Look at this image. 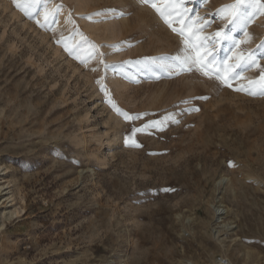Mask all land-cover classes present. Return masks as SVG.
I'll list each match as a JSON object with an SVG mask.
<instances>
[{"label":"rangeland","instance_id":"rangeland-1","mask_svg":"<svg viewBox=\"0 0 264 264\" xmlns=\"http://www.w3.org/2000/svg\"><path fill=\"white\" fill-rule=\"evenodd\" d=\"M233 2L179 0L176 11L203 18L199 43L228 31L216 12ZM37 11L0 0V187L11 184L0 264H264V95L235 90L264 70V15L247 35L229 32L232 51L205 42L212 69L257 58L230 88L181 71L183 38L140 0H41ZM155 121L163 131L132 136Z\"/></svg>","mask_w":264,"mask_h":264},{"label":"snow or ice","instance_id":"snow-or-ice-1","mask_svg":"<svg viewBox=\"0 0 264 264\" xmlns=\"http://www.w3.org/2000/svg\"><path fill=\"white\" fill-rule=\"evenodd\" d=\"M142 4L149 5L154 9V11L164 19L165 23L169 25L173 32H176L183 38L184 49L183 56L177 57V67L181 71L191 72L194 68L196 71L200 72L205 77L209 79H215L221 83L223 86L233 87V85L229 82L231 79H236L239 76V73L236 72V69L246 70L251 68L252 66H258V61L255 55L249 53L245 55L241 52L236 56L237 63L230 67L224 68L223 64L226 63L227 59L230 57H225L224 60L221 61V67L212 69L211 63L215 57H210V54L203 51L205 42L216 43V42H230L232 51L235 48L239 47V42L234 40L229 32L234 30L236 27H240L244 30V35H247V26L253 22L256 16L264 15V0H234L233 3L223 5L220 9L217 10L216 15L221 19H224L226 23V27L228 31L219 30L215 33V36L212 38L203 37L199 38V43H196L198 38V33L203 31V27H200V24H203V18L196 22V25L193 26L190 22L192 17H189L188 20H184L183 16L176 11L179 0H140ZM15 6L27 17L32 18L33 14L39 15L40 13L37 11L38 6L41 4V0H24V3L21 4L17 2V0H13ZM49 13L46 8L44 11V18L47 22ZM54 16V12L52 13ZM96 15H99L97 13ZM174 17V19H170ZM37 23H40L37 20ZM183 26H180V25ZM175 25V26H174ZM42 27L45 25H41ZM206 26V24H205ZM194 28L190 35H186V29ZM223 33V34H222ZM219 38V39H217ZM92 52L89 53L88 59H92L95 53L96 46L91 45ZM66 51H70V54L75 55V50H69L67 46H65ZM102 55V54H101ZM77 59H80L79 56H76ZM81 63H86L85 59H80ZM101 63L103 61L101 60ZM99 83V81H97ZM249 85H258V92L253 91L251 87H238L235 90L237 91H245L249 95H264V70L261 72V76L258 81H250ZM101 90L104 88L101 86ZM107 95V93H106ZM206 99V97H205ZM112 104V107L117 111L118 114L123 115L126 120L138 119L139 117L129 116L127 113L122 112L119 108L116 107L115 103L111 100L109 101ZM197 108L188 109V111H198ZM168 118H166L167 120ZM178 123V121H176ZM149 127L158 128L160 131L164 130V122L163 121H155L150 122L149 124H145L140 128L132 129V136L134 137L137 132H144ZM131 141V146L139 147L140 145L136 143L134 139L129 138Z\"/></svg>","mask_w":264,"mask_h":264},{"label":"bare ground","instance_id":"bare-ground-1","mask_svg":"<svg viewBox=\"0 0 264 264\" xmlns=\"http://www.w3.org/2000/svg\"><path fill=\"white\" fill-rule=\"evenodd\" d=\"M82 2H84V1H82ZM85 5V4H84ZM111 25V24H110ZM112 28V27H111ZM111 28H109V29H111ZM108 29V30H109ZM113 29V28H112ZM115 29V28H114ZM111 33V32H110ZM113 34V33H112ZM116 35V34H115ZM112 36V35H111ZM110 36V37H111ZM113 116V115H112ZM117 124H118V126L120 127V122H119V120H118V122H117ZM119 129V128H118ZM117 130V129H116ZM118 132H119V130L116 132V135H114L112 138H111V143H109V146H111V147H114L116 144H117V141H118ZM120 134V133H119ZM114 149V148H113ZM4 170V168H0V173L2 172ZM6 173V172H5ZM225 179V178H224ZM230 187L233 189V190H237L238 189V184H237V181L234 179V178H231L230 179ZM6 188H11V184H10V182L8 183V185L5 187V186H2V187H0V195L3 193V191H4V189H6ZM237 194H238V192L236 191V197H237ZM235 195V194H234ZM6 199L9 201V202H13L15 199H14V196H13V194H11V195H9L8 197H6ZM13 204V203H12ZM218 209H219V207H218ZM6 214H10V216H14V215H17V214H19V210L18 209H13V210H8L6 213H5V215Z\"/></svg>","mask_w":264,"mask_h":264}]
</instances>
